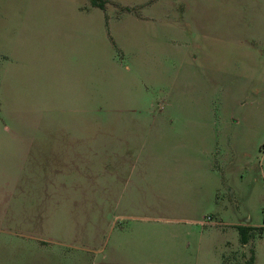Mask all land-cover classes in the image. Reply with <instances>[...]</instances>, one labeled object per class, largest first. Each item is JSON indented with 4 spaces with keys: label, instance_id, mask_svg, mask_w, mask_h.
Instances as JSON below:
<instances>
[{
    "label": "rangeland",
    "instance_id": "1",
    "mask_svg": "<svg viewBox=\"0 0 264 264\" xmlns=\"http://www.w3.org/2000/svg\"><path fill=\"white\" fill-rule=\"evenodd\" d=\"M79 1L90 8L98 6L112 24L118 20L123 35L133 26L150 32L158 47L155 56L161 45L168 49L167 78L161 82L160 69L153 64L148 71L150 96H135L132 103L121 104L136 112L116 118L122 122L116 125V136L112 126L115 117L106 112V132L91 134L102 136L108 144L99 158L91 155L93 173L88 179L68 182L73 192L70 197L62 196L61 187L58 190L62 194L58 206L68 211V215L62 214L66 222L61 228L51 229L50 223L40 222L44 214L48 217L44 211L51 206L43 195L48 184L18 178L24 166L17 148L21 139L11 131H0V264H85L83 251L76 248L82 247L88 234L109 238L104 231L109 230L126 182L130 169L126 160L132 161L143 150L155 161L151 178L154 189L147 201L154 208L150 214L155 218L146 226V238L163 251L183 252L179 263L264 264V175L259 163L264 146V0H101L103 6L92 0ZM68 7L66 0H0V43L6 16L9 32L17 35L19 25L25 23L18 20L19 16L26 19L35 15L48 26L53 14H68ZM140 19L145 21L131 24ZM205 34L212 36L205 39ZM202 44L213 52L212 68L199 67L193 60ZM134 70L140 76V68ZM105 107L110 111L117 107L114 96H105ZM37 108L41 109L40 104ZM209 110L215 115L212 120H217L212 123V133L218 136L217 156L222 152L223 134L230 128L239 138L234 144L238 164L228 174L229 187L223 184L215 203L199 214L202 219L211 216V222L190 224L177 220L187 215L180 211V205L186 195L182 176L189 168L175 160L193 156L182 144L188 141L185 128L190 129L194 118L184 115L195 111L204 115ZM33 118L21 123L24 119L2 115L0 105V127L9 125L17 130ZM258 119L262 120V142L253 148L245 131ZM38 120L46 124L49 118L43 115ZM248 150L255 155L254 171L241 169ZM117 155L122 157V164L114 176ZM82 191L88 194L83 196ZM137 204L142 205V201ZM86 215L89 222L83 219ZM240 227L256 230L247 243L241 240ZM58 240L69 242L71 248ZM169 261L173 262L161 259L159 263Z\"/></svg>",
    "mask_w": 264,
    "mask_h": 264
},
{
    "label": "crops",
    "instance_id": "2",
    "mask_svg": "<svg viewBox=\"0 0 264 264\" xmlns=\"http://www.w3.org/2000/svg\"><path fill=\"white\" fill-rule=\"evenodd\" d=\"M66 3L69 5L68 14H53L48 26L43 24L46 20H40L35 15H27L26 19L19 16L18 20L25 23L19 25L17 35L9 32V16H6L2 21L0 43L2 115L20 121L24 119L21 123L36 117L30 124L18 126L17 130L2 125L0 131H11L21 139L17 148L24 166L23 175L19 174L18 178L48 184L43 195L51 206L44 211L48 217L44 214L40 222L50 223L51 229L61 228L65 221L62 214L68 215L66 209L58 206L59 195H62L58 194L59 188L62 192L64 190L62 196H72V185L68 182L88 179L93 173L91 155L99 158L102 149L108 147L101 140L102 136H91L106 132V112L115 117L112 126L116 136V125L122 123L116 118L132 112L121 104L132 103L135 96H150L148 71L153 64L157 66L161 82H164L167 78L164 77V69L166 72L168 64V49L163 45L160 52L156 49L154 55L158 47L150 32L139 31L133 26L126 28L123 35L118 20L112 24L98 6L90 8L79 0H66ZM138 21L145 19L133 20L131 24ZM210 36L205 34L203 37ZM44 46L47 48L44 49ZM207 46L198 45L193 60L199 67L209 69L212 68L213 52ZM132 63L140 68V76ZM38 96H41L40 100ZM42 96L54 98L42 100ZM105 96H114L117 107L112 111L105 107ZM39 104L43 110L37 108ZM53 106V110H48ZM205 113L202 115V111H195L184 115L194 118L190 129L185 128L188 141L182 144L193 156L175 160L178 163L183 161L184 166L189 168L188 173L182 176L186 180V195L180 205V211L187 215L177 220L190 224L211 222L202 219L199 214L215 203L223 184L229 187L228 174L238 164L234 158L237 136L229 128L223 134L222 152L217 156L218 136L212 133V123L216 124L217 120H212L215 117L212 110ZM43 115L49 118L48 123L42 120L36 122ZM202 117L207 119L202 121ZM260 123L262 120L258 119L254 125L246 127L247 142L253 148L262 142ZM26 133L30 135L24 136ZM144 151H140L132 161L126 160L130 165L126 182L115 205L109 230L104 231L109 238L104 236L99 239L88 234L82 247L76 248L83 251L85 264H185L179 263L184 258L183 252L163 251L145 236L148 222L155 218L150 214L154 208L147 204L154 189L151 178L155 175V161ZM218 157H221L220 162ZM243 157L245 162L241 160V169L254 171V153L245 151ZM121 164L122 157L115 156L114 176ZM27 165L31 168L26 169ZM261 167L264 175V165ZM58 182L63 183L59 185ZM80 193L83 196L88 194L84 191ZM139 201L142 205L137 204ZM72 213L70 211L69 215L72 216ZM83 219L89 222L88 215ZM57 242L71 248L67 241ZM161 259L173 262L159 263Z\"/></svg>",
    "mask_w": 264,
    "mask_h": 264
},
{
    "label": "trees",
    "instance_id": "3",
    "mask_svg": "<svg viewBox=\"0 0 264 264\" xmlns=\"http://www.w3.org/2000/svg\"><path fill=\"white\" fill-rule=\"evenodd\" d=\"M94 4L104 5V2L101 0H92ZM255 228L253 227H240L241 240L243 243H247L251 237L255 234Z\"/></svg>",
    "mask_w": 264,
    "mask_h": 264
},
{
    "label": "built area",
    "instance_id": "4",
    "mask_svg": "<svg viewBox=\"0 0 264 264\" xmlns=\"http://www.w3.org/2000/svg\"><path fill=\"white\" fill-rule=\"evenodd\" d=\"M260 163L261 165H264V146L262 148V155H261V158H260ZM206 221H210L211 220V217H207L205 218Z\"/></svg>",
    "mask_w": 264,
    "mask_h": 264
}]
</instances>
